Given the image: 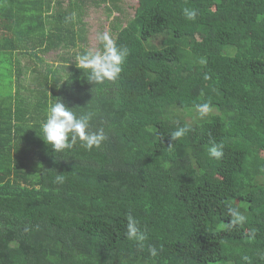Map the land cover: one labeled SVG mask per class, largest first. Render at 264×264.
<instances>
[{"label": "trees", "instance_id": "trees-1", "mask_svg": "<svg viewBox=\"0 0 264 264\" xmlns=\"http://www.w3.org/2000/svg\"><path fill=\"white\" fill-rule=\"evenodd\" d=\"M124 4L0 0V60L16 73L0 93V264H264V0H138L131 14ZM102 11L118 15L107 31L130 54L116 81L94 87L75 57ZM58 98L95 113L101 148L54 153L43 141ZM229 205L246 217L235 229ZM129 213L143 248L125 237Z\"/></svg>", "mask_w": 264, "mask_h": 264}, {"label": "clouds", "instance_id": "clouds-1", "mask_svg": "<svg viewBox=\"0 0 264 264\" xmlns=\"http://www.w3.org/2000/svg\"><path fill=\"white\" fill-rule=\"evenodd\" d=\"M183 15L188 21H195L198 12L195 8L185 7ZM75 13L71 19L75 20ZM101 47L99 49H85L75 57V64L80 69L90 84L103 85L106 82H114L123 70V65L129 56V49L126 46L118 45L108 31L101 32L97 37ZM201 64H206V58H200ZM68 80H60L57 86H63ZM201 119L205 118L211 112V106L208 103L196 106ZM74 108L65 105L62 99L58 98L51 102L46 110V119L42 122L40 128L43 141L54 151V153L63 152L73 148L78 142L80 147L91 151L94 148L99 149L108 139L103 127L93 130L92 122L95 113L92 111L75 112ZM186 127H179L171 133V138L175 141L184 136ZM224 145L222 143H212L206 148L207 156L210 160H220L223 155ZM61 179L60 176L57 177ZM227 215L231 218L228 222L230 229H235L244 224L246 217L240 210L231 205L227 208ZM125 237L128 241L135 242L138 247L143 248L147 236L140 230L137 220L129 213L127 214V228ZM161 250L156 246H150L148 253L150 257L156 258ZM248 261L249 258H242Z\"/></svg>", "mask_w": 264, "mask_h": 264}, {"label": "rangeland", "instance_id": "rangeland-1", "mask_svg": "<svg viewBox=\"0 0 264 264\" xmlns=\"http://www.w3.org/2000/svg\"><path fill=\"white\" fill-rule=\"evenodd\" d=\"M124 5L126 9L129 10L128 13L131 14L135 12L139 4H138V0H125ZM116 16L118 15L114 13L113 17L115 18ZM113 17H112V20H113ZM89 19L91 21V25L88 26L90 28V33H89L90 35L88 36L89 46H90V49H96L100 46V43L97 39L98 35L101 32L107 31L108 25L111 24L112 20L110 19L107 20L106 13L104 11L101 12L100 17H96L94 14H91ZM2 58L3 59L0 60V79H2L3 75L5 78L8 72L11 73V79L8 83H7V78L5 79V84H7L5 86H1L0 84V93L5 94V95H10L11 90L9 89V87H12L11 83L13 84V87H12L13 90H14V87L16 88V83L14 84V82H16V73H15V69L13 66L12 57L3 56ZM45 58L51 61L52 53L45 55ZM24 93L26 94V92Z\"/></svg>", "mask_w": 264, "mask_h": 264}]
</instances>
